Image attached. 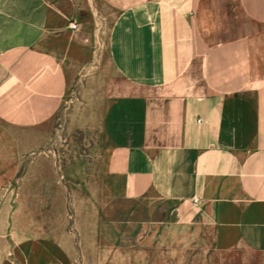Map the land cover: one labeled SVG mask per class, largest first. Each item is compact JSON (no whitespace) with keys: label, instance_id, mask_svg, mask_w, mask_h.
Wrapping results in <instances>:
<instances>
[{"label":"crops","instance_id":"1","mask_svg":"<svg viewBox=\"0 0 264 264\" xmlns=\"http://www.w3.org/2000/svg\"><path fill=\"white\" fill-rule=\"evenodd\" d=\"M79 70L87 71L81 115L94 122L82 128L108 138L98 160L87 157L88 186L102 182L126 200L156 197L218 239L236 231L226 244L261 248L264 0H0L2 124L48 122ZM248 96L251 147L237 134ZM15 163V143L0 142V178ZM10 194L0 213L13 214L14 252L0 264H84L86 238L72 227L62 181L33 175Z\"/></svg>","mask_w":264,"mask_h":264},{"label":"rangeland","instance_id":"2","mask_svg":"<svg viewBox=\"0 0 264 264\" xmlns=\"http://www.w3.org/2000/svg\"><path fill=\"white\" fill-rule=\"evenodd\" d=\"M86 74L79 70V82L70 85L61 110L42 126L9 128L0 122V142L13 141L16 157L10 174L0 178V209L23 178L55 175L70 191L72 227L86 238L84 264H264V230L259 250L240 249L226 244L236 231H225L218 239L211 229L183 222L172 204L156 197L126 200L103 189L102 182L88 186L87 157L98 160L108 138L100 128H82L94 123L81 115L84 102L77 100ZM247 102L248 121L237 134L251 147L253 98L248 96ZM234 117L230 112L228 128H236ZM252 211L259 216L257 209ZM12 222V212L0 213V259L12 258L14 252Z\"/></svg>","mask_w":264,"mask_h":264},{"label":"built area","instance_id":"3","mask_svg":"<svg viewBox=\"0 0 264 264\" xmlns=\"http://www.w3.org/2000/svg\"><path fill=\"white\" fill-rule=\"evenodd\" d=\"M70 28L73 30V31H77L79 29V26L77 23H71L70 24Z\"/></svg>","mask_w":264,"mask_h":264}]
</instances>
